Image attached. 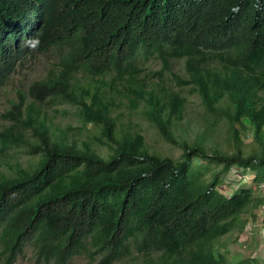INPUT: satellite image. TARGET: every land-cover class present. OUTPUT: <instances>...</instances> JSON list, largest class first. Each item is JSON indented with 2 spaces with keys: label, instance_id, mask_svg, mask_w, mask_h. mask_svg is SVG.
<instances>
[{
  "label": "trees",
  "instance_id": "obj_1",
  "mask_svg": "<svg viewBox=\"0 0 264 264\" xmlns=\"http://www.w3.org/2000/svg\"><path fill=\"white\" fill-rule=\"evenodd\" d=\"M49 49L53 69L28 85V102L17 93L2 113L0 152L20 147L28 157L0 177L4 264L25 245L52 264L79 254L87 264L136 256L134 264H260L228 261L216 240L241 230L240 216L262 201L246 184L230 194L218 185L231 166L250 170L252 184L264 181V0H0V86ZM149 56L199 97L212 120L201 139L173 133L185 95L157 94L143 82L133 88L136 59ZM177 59L184 78L171 71ZM75 74L122 80L128 103H142L144 117L178 156L150 152L140 133L119 131L105 94L78 86ZM50 100L75 107L81 123L98 128L105 155L54 134L38 116ZM220 119L229 152L206 149L202 140ZM246 127L255 147L245 154Z\"/></svg>",
  "mask_w": 264,
  "mask_h": 264
},
{
  "label": "rangeland",
  "instance_id": "obj_2",
  "mask_svg": "<svg viewBox=\"0 0 264 264\" xmlns=\"http://www.w3.org/2000/svg\"><path fill=\"white\" fill-rule=\"evenodd\" d=\"M53 64H55V54L53 50L49 49L46 52L37 54L32 60L26 61L0 86V128L7 125V120L2 118V113L9 109L11 102L16 99V94L21 93L24 101L28 102L30 100L27 94L28 85L32 81L44 77L49 69H53ZM135 67L137 69L136 82L132 83L133 88L143 82L142 86L146 90H154L157 94H164L165 92L161 91L172 89L178 91L181 95H185L186 101L182 117L178 120L176 127L173 128L176 139L186 141L201 139L200 132L212 120L205 114L200 99L195 92L191 91L188 85L177 84L170 73L161 70V63L154 56L138 57ZM171 71L184 78L183 60H172ZM96 78V80H90L84 75L75 74L74 83L91 92L97 86L99 91L105 94L107 102L111 104L112 115L115 117L119 131L123 130L130 134L133 132L140 133L150 152L155 151L162 156L166 155L174 158L178 156L180 149L164 141L144 117L141 112L142 103L140 102L136 107H131L128 103L123 87L125 83L122 80L114 79L111 74ZM38 109L40 110L38 113L39 118L45 120L48 128L54 134L62 136L66 141H74L77 147L88 145L100 154L105 155L106 146L101 140H98L99 129L91 124L84 125L81 123L75 107L50 100L40 104ZM247 128L242 132V145L240 146L245 154L255 147V144L251 142V133ZM211 129L213 131L202 138L206 149L213 147L226 152L234 149L228 135V126L223 120L216 121ZM20 150V147H10L0 152V177L13 174L26 164L25 161L28 157L20 153ZM221 177L222 184L218 185V188L229 192L233 185L228 181H232L233 176L225 174ZM248 180L249 184L246 185L251 187L255 196L262 198L261 203L240 216L241 220L244 221L241 230L234 229L222 235L216 240V243L219 252L228 261L239 258H252L257 263L264 264V185L262 189L258 190L255 184L250 182V178ZM37 257L35 251L30 246L25 245L22 252L15 257L11 264H52L50 261L44 263L42 257L39 256L40 260ZM137 259L138 256L135 259L123 258L112 264H134ZM4 263L5 255L0 249V264ZM67 264H87V258L83 254L75 255L70 258Z\"/></svg>",
  "mask_w": 264,
  "mask_h": 264
},
{
  "label": "built area",
  "instance_id": "obj_3",
  "mask_svg": "<svg viewBox=\"0 0 264 264\" xmlns=\"http://www.w3.org/2000/svg\"><path fill=\"white\" fill-rule=\"evenodd\" d=\"M229 174H231L233 176V178H231L232 181H230V183L233 185V187H237L240 183H248L249 182V178H250V181H251V177H252V174H251V171L246 169V168H242V167H237V166H231L229 168V173H228V176ZM263 182H260L257 184V188L258 190L262 189L263 188ZM225 193H228L226 191H224Z\"/></svg>",
  "mask_w": 264,
  "mask_h": 264
},
{
  "label": "clouds",
  "instance_id": "obj_4",
  "mask_svg": "<svg viewBox=\"0 0 264 264\" xmlns=\"http://www.w3.org/2000/svg\"><path fill=\"white\" fill-rule=\"evenodd\" d=\"M29 16V18H30V23H28V22H26V19H24V30L27 32V33H29L30 31H31V29H32V27H33V20H34V15H28ZM252 178V177H251ZM228 182H230V181H228ZM251 182V181H250ZM260 183V182H259ZM240 184H249V183H240ZM239 184V185H240ZM238 185V186H239ZM237 186V187H238ZM237 187H233V186H231V188H230V191L228 192V193H225L224 191H222V190H220L219 189V191H221V192H224L225 194H230L231 192H232V190H234V189H236ZM255 187L257 188V185H255Z\"/></svg>",
  "mask_w": 264,
  "mask_h": 264
}]
</instances>
